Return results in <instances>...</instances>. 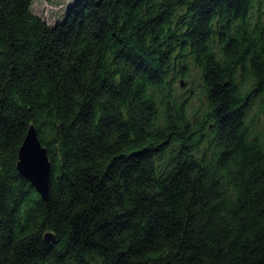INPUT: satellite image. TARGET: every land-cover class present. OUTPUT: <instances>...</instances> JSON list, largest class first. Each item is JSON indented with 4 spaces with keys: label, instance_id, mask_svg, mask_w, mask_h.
Masks as SVG:
<instances>
[{
    "label": "trees",
    "instance_id": "obj_1",
    "mask_svg": "<svg viewBox=\"0 0 264 264\" xmlns=\"http://www.w3.org/2000/svg\"><path fill=\"white\" fill-rule=\"evenodd\" d=\"M33 2L0 0V264H264V0Z\"/></svg>",
    "mask_w": 264,
    "mask_h": 264
},
{
    "label": "water",
    "instance_id": "obj_2",
    "mask_svg": "<svg viewBox=\"0 0 264 264\" xmlns=\"http://www.w3.org/2000/svg\"><path fill=\"white\" fill-rule=\"evenodd\" d=\"M180 84L182 80L180 79ZM15 166L18 172L25 177L39 195L45 199L48 193L50 160L47 156L45 146L37 137L35 127L30 123L25 135L17 148ZM46 241L53 240V233L46 230L43 233Z\"/></svg>",
    "mask_w": 264,
    "mask_h": 264
},
{
    "label": "rangeland",
    "instance_id": "obj_3",
    "mask_svg": "<svg viewBox=\"0 0 264 264\" xmlns=\"http://www.w3.org/2000/svg\"><path fill=\"white\" fill-rule=\"evenodd\" d=\"M75 0H34L33 10L48 23L62 19L67 6ZM184 87V86H183Z\"/></svg>",
    "mask_w": 264,
    "mask_h": 264
},
{
    "label": "crops",
    "instance_id": "obj_4",
    "mask_svg": "<svg viewBox=\"0 0 264 264\" xmlns=\"http://www.w3.org/2000/svg\"><path fill=\"white\" fill-rule=\"evenodd\" d=\"M32 6H33V4H32Z\"/></svg>",
    "mask_w": 264,
    "mask_h": 264
}]
</instances>
